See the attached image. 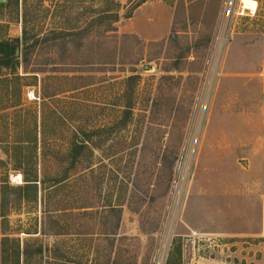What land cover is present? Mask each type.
<instances>
[{"label": "rangeland", "instance_id": "1", "mask_svg": "<svg viewBox=\"0 0 264 264\" xmlns=\"http://www.w3.org/2000/svg\"><path fill=\"white\" fill-rule=\"evenodd\" d=\"M230 10L165 264H264V149L241 160L261 145L264 0H11L0 39L27 43L0 82V238L41 245L27 264H152Z\"/></svg>", "mask_w": 264, "mask_h": 264}, {"label": "trees", "instance_id": "2", "mask_svg": "<svg viewBox=\"0 0 264 264\" xmlns=\"http://www.w3.org/2000/svg\"><path fill=\"white\" fill-rule=\"evenodd\" d=\"M11 0H6L5 3L0 4V7L9 5ZM144 3V2H143ZM2 24L0 23V26ZM39 38H36V41ZM27 35L24 31L20 38L13 39H0V82L10 81L11 78L14 77L15 71L18 65V55L17 51L19 50V44L23 43L24 45L27 43ZM6 71V73L1 74V71ZM12 76V77H11ZM11 77V78H9ZM16 77V76H15ZM32 142L29 141L27 146H31ZM19 148V145L10 146V150H4L6 153H10ZM88 149L87 140L85 138L78 137L74 142L71 143L69 148V154L71 157L76 160L79 155ZM26 165L31 164L32 162L25 163ZM24 164V165H25ZM22 177L24 181L23 187H18V190L22 192V199H26L28 193L33 194V197L36 199L38 192V178L36 171L32 174L23 171ZM7 187V184L3 182L1 185V197H0V227L5 229L8 227V218L7 212L5 211L6 202L4 199V189ZM5 231V230H4ZM28 235H35L37 232H22ZM29 240L21 241L19 238L10 237L6 234L0 238V264H27L29 261L31 262L33 259H38L42 257L43 247L36 246L35 248H31L29 246Z\"/></svg>", "mask_w": 264, "mask_h": 264}, {"label": "built area", "instance_id": "3", "mask_svg": "<svg viewBox=\"0 0 264 264\" xmlns=\"http://www.w3.org/2000/svg\"><path fill=\"white\" fill-rule=\"evenodd\" d=\"M241 3V0H240ZM242 5V4H241ZM253 12V11H251ZM226 16V20H225V24H224V28L222 31H220L217 34L216 39L213 42V46H212V55H211V60H210V64H209V70H208V78H207V84L204 90V102H203V108L200 112V114H198V119L193 123V140H191L189 142V144H191L190 147V152L186 153V158H187V164L186 167L184 168V165L182 167V169H184L181 179H180V184L177 187L176 190V198L173 201V204L171 206L170 212H168V228L166 225V228L168 230V234H164L161 243L159 244V246L156 248L154 255H153V260H152V264H165L166 263V259L168 256V250L169 247L171 245V231L173 230V227L175 225V218L176 215L178 214L179 208H180V204H181V199H182V195H183V184L185 181V173L187 172L189 169V165L190 162L192 160V156H193V149H194V145L196 144L197 140H198V136L199 133L202 130V126H203V122H204V114H205V110H206V106H207V102L210 98V93L211 90L214 86V82H215V78H216V71L218 69L219 66V61L222 55V48L225 42V37H226V32L227 30L225 28L228 27L230 21H228V17L230 16V14H234V12H232L231 10L228 11ZM232 19V17H231ZM225 29V30H224ZM192 142V143H191Z\"/></svg>", "mask_w": 264, "mask_h": 264}, {"label": "crops", "instance_id": "4", "mask_svg": "<svg viewBox=\"0 0 264 264\" xmlns=\"http://www.w3.org/2000/svg\"><path fill=\"white\" fill-rule=\"evenodd\" d=\"M263 86H264V81L262 82ZM260 111H261V115H264V102L260 105L259 107ZM236 129V128H235ZM257 131L259 132V135H255L252 140H256V141H260V150L255 149V153H250V155L243 153V155H245V157L241 158V160H245L248 161V163L252 164V159L255 156H259V155H263V149H264V122L260 125L259 128H257ZM259 145V144H257ZM263 217H264V202H263Z\"/></svg>", "mask_w": 264, "mask_h": 264}, {"label": "water", "instance_id": "5", "mask_svg": "<svg viewBox=\"0 0 264 264\" xmlns=\"http://www.w3.org/2000/svg\"><path fill=\"white\" fill-rule=\"evenodd\" d=\"M6 0H0V3H3V2H5ZM17 53H18V51H17Z\"/></svg>", "mask_w": 264, "mask_h": 264}, {"label": "bare ground", "instance_id": "6", "mask_svg": "<svg viewBox=\"0 0 264 264\" xmlns=\"http://www.w3.org/2000/svg\"><path fill=\"white\" fill-rule=\"evenodd\" d=\"M19 177V176H18ZM13 178V177H12ZM14 179V178H13ZM19 180V179H18Z\"/></svg>", "mask_w": 264, "mask_h": 264}]
</instances>
